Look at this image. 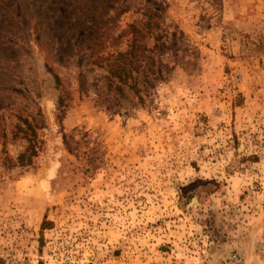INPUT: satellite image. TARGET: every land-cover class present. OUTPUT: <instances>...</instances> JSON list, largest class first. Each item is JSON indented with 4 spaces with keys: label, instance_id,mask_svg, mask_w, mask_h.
Masks as SVG:
<instances>
[{
    "label": "rangeland",
    "instance_id": "obj_1",
    "mask_svg": "<svg viewBox=\"0 0 264 264\" xmlns=\"http://www.w3.org/2000/svg\"><path fill=\"white\" fill-rule=\"evenodd\" d=\"M132 43L163 80L108 111L100 59ZM263 239L264 0H0V264H256Z\"/></svg>",
    "mask_w": 264,
    "mask_h": 264
},
{
    "label": "trees",
    "instance_id": "obj_2",
    "mask_svg": "<svg viewBox=\"0 0 264 264\" xmlns=\"http://www.w3.org/2000/svg\"><path fill=\"white\" fill-rule=\"evenodd\" d=\"M150 51L151 49L132 43L125 52L100 59L99 63L105 69L103 76L105 93L95 101L99 107L113 111L119 108L144 106L155 84L163 80L161 69L155 66V61L147 55ZM53 78L58 82L56 76ZM81 91L83 92L82 86ZM58 106L62 107V98H59ZM19 121L21 125L15 127V133L20 134L27 145L25 150L18 154L15 163L18 167H27L39 149L34 129L39 126L40 121L32 120L31 123L27 119Z\"/></svg>",
    "mask_w": 264,
    "mask_h": 264
},
{
    "label": "built area",
    "instance_id": "obj_3",
    "mask_svg": "<svg viewBox=\"0 0 264 264\" xmlns=\"http://www.w3.org/2000/svg\"><path fill=\"white\" fill-rule=\"evenodd\" d=\"M256 251L257 263L264 264V239L254 246ZM195 264H250L242 251L235 247H229L227 250L221 252L213 257L210 253L203 252L197 256Z\"/></svg>",
    "mask_w": 264,
    "mask_h": 264
},
{
    "label": "bare ground",
    "instance_id": "obj_4",
    "mask_svg": "<svg viewBox=\"0 0 264 264\" xmlns=\"http://www.w3.org/2000/svg\"><path fill=\"white\" fill-rule=\"evenodd\" d=\"M221 247V249H223L224 247L223 246H220Z\"/></svg>",
    "mask_w": 264,
    "mask_h": 264
}]
</instances>
